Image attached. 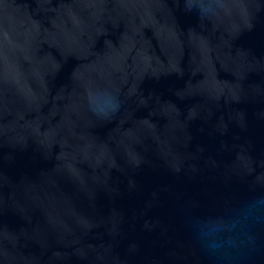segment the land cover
<instances>
[{"label":"water","instance_id":"obj_1","mask_svg":"<svg viewBox=\"0 0 264 264\" xmlns=\"http://www.w3.org/2000/svg\"><path fill=\"white\" fill-rule=\"evenodd\" d=\"M0 264H264V0H0Z\"/></svg>","mask_w":264,"mask_h":264}]
</instances>
